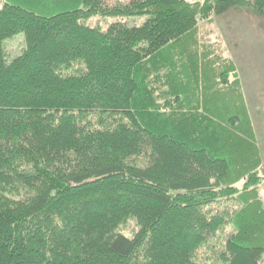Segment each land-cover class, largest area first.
Masks as SVG:
<instances>
[{"label": "trees", "instance_id": "trees-1", "mask_svg": "<svg viewBox=\"0 0 264 264\" xmlns=\"http://www.w3.org/2000/svg\"><path fill=\"white\" fill-rule=\"evenodd\" d=\"M248 4L2 0L0 264H264L239 84L216 53L213 68L191 52L199 17ZM227 200L238 206L212 207ZM129 218L128 236L117 228Z\"/></svg>", "mask_w": 264, "mask_h": 264}, {"label": "rangeland", "instance_id": "rangeland-1", "mask_svg": "<svg viewBox=\"0 0 264 264\" xmlns=\"http://www.w3.org/2000/svg\"><path fill=\"white\" fill-rule=\"evenodd\" d=\"M186 1L203 2L204 0ZM248 2L249 4L245 7H230L220 13L211 12L205 19L199 17L196 34L191 39V52L206 53L207 57L202 60L209 59L213 68H215L214 62H218L219 59L216 56L214 60V54L216 53L224 59L220 63V68H218V65L217 69L225 68L228 74V79L226 78L225 81L227 83L233 82V84L238 82L239 84L243 97L241 103L243 102L244 106H242L247 113L245 114L251 120L250 128L253 131L255 150L258 153L257 162L259 165L257 171L260 179L255 188L256 194L264 206V0H248ZM1 4L2 0H0V6ZM121 19L129 26H139L146 20V16L124 18H97L93 16L87 23L105 28L111 22ZM23 49L24 41L20 34L4 42V53L7 60L19 55ZM200 62L201 59L199 64ZM203 68L205 67L202 66ZM221 73L223 72L221 71ZM193 80L196 82L198 78ZM201 81L203 79L199 80V82ZM225 99L227 100V98ZM91 119L96 121V116L91 114ZM223 139L229 144L226 145V149H230L232 142L226 138ZM230 162L231 160H228V163ZM233 164L235 165V163ZM243 182L244 180L240 179L236 187L241 189ZM224 201L213 204L212 207H228L229 205L234 209L238 206V203L233 200ZM136 228L135 221L129 218L117 228V231L129 236ZM231 230L232 226L228 225L224 233L219 234L213 242L216 243L217 240ZM207 252L209 253V251ZM204 256H207V254H204Z\"/></svg>", "mask_w": 264, "mask_h": 264}]
</instances>
